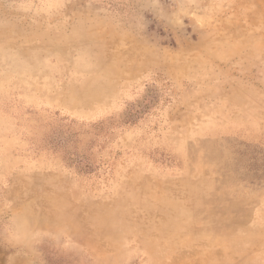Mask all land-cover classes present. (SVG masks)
<instances>
[{
  "label": "rangeland",
  "instance_id": "obj_1",
  "mask_svg": "<svg viewBox=\"0 0 264 264\" xmlns=\"http://www.w3.org/2000/svg\"><path fill=\"white\" fill-rule=\"evenodd\" d=\"M259 214L264 0H0V264H264Z\"/></svg>",
  "mask_w": 264,
  "mask_h": 264
},
{
  "label": "bare ground",
  "instance_id": "obj_2",
  "mask_svg": "<svg viewBox=\"0 0 264 264\" xmlns=\"http://www.w3.org/2000/svg\"><path fill=\"white\" fill-rule=\"evenodd\" d=\"M221 193V192H220ZM223 194V193H222ZM218 197L220 196L217 193V198H215L208 202V203H200V206H195L189 213H181V216L183 215L184 221L183 222H189L194 225L192 226V230L195 233H199L201 230H216L219 225L225 224L227 226V230H224V232L228 234L236 235L241 226H239L243 220L249 219L251 217L249 214L244 213L243 215L241 212L238 211L235 207L230 206H224L220 202L218 203ZM228 205V204H226ZM231 205V204H230ZM238 206V205H237ZM258 213V212H256ZM211 215H217L219 218L217 220L212 219ZM254 215V214H253ZM255 217V216H254ZM251 220V219H250ZM264 221V215L257 216L254 218V223L251 228V230H254L256 227H260ZM176 223L182 224V222L176 221ZM179 224L176 225V229L179 231V229H182L184 226H180ZM142 229V228H141ZM237 237H234L231 239V242H227L229 245L230 243L234 244V241H236ZM164 243H152L151 245H148V250L151 252L150 254L157 256L156 258H152V260H156L157 258H163L166 252V249L169 247L170 244ZM253 250V249H252ZM151 259V258H150Z\"/></svg>",
  "mask_w": 264,
  "mask_h": 264
}]
</instances>
